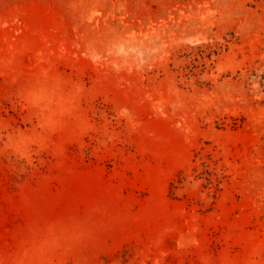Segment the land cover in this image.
Wrapping results in <instances>:
<instances>
[{
	"label": "rangeland",
	"instance_id": "obj_1",
	"mask_svg": "<svg viewBox=\"0 0 264 264\" xmlns=\"http://www.w3.org/2000/svg\"><path fill=\"white\" fill-rule=\"evenodd\" d=\"M0 264H264V0H0Z\"/></svg>",
	"mask_w": 264,
	"mask_h": 264
}]
</instances>
